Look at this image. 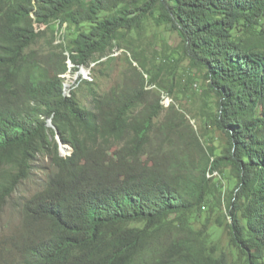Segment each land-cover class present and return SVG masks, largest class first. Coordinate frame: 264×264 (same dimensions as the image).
Returning <instances> with one entry per match:
<instances>
[{
    "label": "trees",
    "instance_id": "1",
    "mask_svg": "<svg viewBox=\"0 0 264 264\" xmlns=\"http://www.w3.org/2000/svg\"><path fill=\"white\" fill-rule=\"evenodd\" d=\"M155 11L180 38L171 61L204 70L215 97L208 121L226 141L208 166L185 113L161 102L166 60L150 68L132 42ZM57 20L74 27L66 55L51 37L37 47ZM118 49L127 66L99 93L91 63ZM38 155L52 171L21 202L0 264H264V0H0V207ZM225 170L222 211L212 178Z\"/></svg>",
    "mask_w": 264,
    "mask_h": 264
},
{
    "label": "rangeland",
    "instance_id": "2",
    "mask_svg": "<svg viewBox=\"0 0 264 264\" xmlns=\"http://www.w3.org/2000/svg\"><path fill=\"white\" fill-rule=\"evenodd\" d=\"M158 15L159 11H155L154 14L149 15L144 20L141 26L134 31L132 42L137 52L146 59L150 68L153 65L158 66L160 63H163L162 60H166L162 68V75L165 76L168 72H172L169 76L173 77L174 91L171 95L172 98L167 96L166 99L164 96L161 102L167 107L173 99L180 110L185 113L190 124L200 136L204 147L202 152L203 162L208 166L213 156L222 151L226 141V136L221 131L213 128L208 121L210 114L215 111V97L209 91L206 85L207 81L203 78L204 70L192 69L188 61L185 60L180 61L178 64L176 63L177 61H171V59L179 56L180 38L176 33L166 31L163 29L164 27L159 26L160 22L157 21ZM27 23L36 31L43 30L46 27H39L34 20L33 14L27 17ZM51 28H49L47 35L40 39L37 47L47 49L49 46L47 42L51 37V44L53 46L63 50L65 55L71 53L75 45L74 27L66 23L60 25L57 20L52 23ZM117 51L118 53L109 54L108 59L103 58L102 63H91L89 75L86 78L92 82L93 88L99 93L108 91L118 83L121 72L127 66L124 57L129 52L125 54L121 49ZM133 64L136 65V63ZM175 64L177 65L172 68ZM65 74L62 79L63 82L66 80L71 81V83L76 82L78 77L74 79L76 76L75 70H71L70 73L66 72ZM78 75L81 76L80 74ZM76 94L80 104L88 107L89 96L86 89L82 87L78 88ZM70 149L69 146L65 149L59 148L62 155H68L71 152ZM32 164L29 176L18 187L16 193L13 194L7 203L0 207V249L2 248L1 243L6 238L10 239L11 236H16L21 231L22 216L19 210L21 202L26 196L41 186L45 182L47 175L52 171L48 160L42 155H38ZM212 179L217 185V189H214L212 192V199L216 207L223 211L227 203L228 191L233 186V180L228 170L222 173L218 172ZM6 247L8 248L9 244ZM0 258L2 257L0 256Z\"/></svg>",
    "mask_w": 264,
    "mask_h": 264
},
{
    "label": "water",
    "instance_id": "3",
    "mask_svg": "<svg viewBox=\"0 0 264 264\" xmlns=\"http://www.w3.org/2000/svg\"><path fill=\"white\" fill-rule=\"evenodd\" d=\"M47 125L48 126H53L52 125V123H51V119L50 118H48L47 119ZM56 140L58 141V143H59V148L60 149H65L66 147H67V145H65V144H63L62 142H61V140L59 139V137H58V135L56 134ZM71 150V149H70ZM70 154V153H69Z\"/></svg>",
    "mask_w": 264,
    "mask_h": 264
}]
</instances>
